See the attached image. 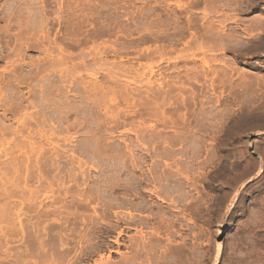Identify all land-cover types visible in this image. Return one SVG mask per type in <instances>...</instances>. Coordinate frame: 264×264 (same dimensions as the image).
<instances>
[{
    "label": "rangeland",
    "instance_id": "374dc122",
    "mask_svg": "<svg viewBox=\"0 0 264 264\" xmlns=\"http://www.w3.org/2000/svg\"><path fill=\"white\" fill-rule=\"evenodd\" d=\"M0 264H264V0H0Z\"/></svg>",
    "mask_w": 264,
    "mask_h": 264
}]
</instances>
